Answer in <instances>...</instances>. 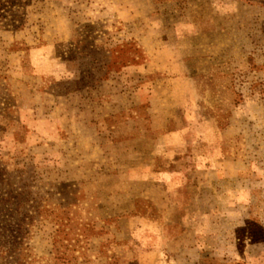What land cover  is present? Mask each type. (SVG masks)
<instances>
[{
  "label": "rangeland",
  "instance_id": "1",
  "mask_svg": "<svg viewBox=\"0 0 264 264\" xmlns=\"http://www.w3.org/2000/svg\"><path fill=\"white\" fill-rule=\"evenodd\" d=\"M2 2L28 264H264V0Z\"/></svg>",
  "mask_w": 264,
  "mask_h": 264
},
{
  "label": "trees",
  "instance_id": "2",
  "mask_svg": "<svg viewBox=\"0 0 264 264\" xmlns=\"http://www.w3.org/2000/svg\"><path fill=\"white\" fill-rule=\"evenodd\" d=\"M14 6L18 7L17 4ZM8 10L9 7L0 0V27L20 30L23 21H18L20 16L10 19L6 15ZM132 49L133 47L122 49L118 52V57H114V61L121 60L125 64L134 62L135 58L130 60L129 55H125ZM18 183H15L4 166H0V264H28L30 257L27 226L31 224L33 217L30 215L32 212L26 209L29 205L26 195L28 185L22 184L21 181Z\"/></svg>",
  "mask_w": 264,
  "mask_h": 264
},
{
  "label": "crops",
  "instance_id": "3",
  "mask_svg": "<svg viewBox=\"0 0 264 264\" xmlns=\"http://www.w3.org/2000/svg\"><path fill=\"white\" fill-rule=\"evenodd\" d=\"M173 241V240H172Z\"/></svg>",
  "mask_w": 264,
  "mask_h": 264
}]
</instances>
